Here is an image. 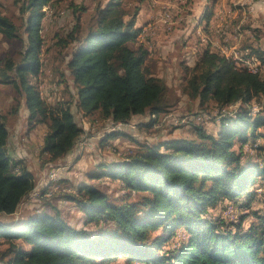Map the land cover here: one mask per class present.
<instances>
[{"label": "trees", "instance_id": "1", "mask_svg": "<svg viewBox=\"0 0 264 264\" xmlns=\"http://www.w3.org/2000/svg\"><path fill=\"white\" fill-rule=\"evenodd\" d=\"M11 1L22 25L0 11V35L21 40L24 47L17 60L0 62V86L15 91L8 106L0 108V218L13 216L18 203L35 188L33 173L20 160L13 161L8 147L9 119L23 108L28 112V131L37 125L45 127L38 157L50 163V172L56 171L54 179L48 173L49 182L37 196L49 204V190L51 197L74 200L97 229L72 226L51 204L52 213L41 211L13 225L0 221V263L101 264V260L125 259L127 264H264V212L249 211L256 220L248 228L242 226L247 214L231 221L208 217L218 207L221 212L229 207L235 213L240 207L248 209L253 192L261 188L257 184L264 183L261 72L238 67L233 58L208 43L200 45L194 64L183 67L182 92L199 108L215 104V131L203 127L205 113L197 112L189 115L196 121L194 138L173 136L143 143L123 130L106 132L100 145L126 137L135 148L120 161L99 164L87 178L110 179L122 192L121 198L115 201L84 182L70 194L69 187H53L60 181L67 183L56 180L58 171H67L65 158L83 134L72 109L83 117L111 123L113 128L128 125L137 116L149 117L148 126H154L172 107L169 88L146 63L150 51L138 41L140 6L106 0L96 3L85 20L88 9L83 4L70 2L68 9L56 13L62 17L70 11L72 26L57 35L48 51L49 61L54 62L52 79H56L55 86L67 89L70 82L74 92L44 94L37 83L45 72L42 21L44 7L54 1ZM210 16L207 13L205 18ZM164 27L165 33L171 29ZM196 43L201 42L197 39ZM245 49L259 52L253 46ZM259 54L264 60V54ZM254 102L261 109L252 115ZM229 107L233 109L225 111ZM59 164L62 167L56 169Z\"/></svg>", "mask_w": 264, "mask_h": 264}, {"label": "rangeland", "instance_id": "2", "mask_svg": "<svg viewBox=\"0 0 264 264\" xmlns=\"http://www.w3.org/2000/svg\"><path fill=\"white\" fill-rule=\"evenodd\" d=\"M54 3L51 7L45 6V18L42 21V34L44 37V44L42 48L41 58L43 60V67L45 68L44 75L37 79L39 88L44 94L46 92H59L57 95L60 96L61 92H74L70 82L68 89L64 86H55L56 79H52V70L53 64L49 61L50 53L49 49H52V46H55L56 38L58 34L68 31L72 26V21L70 17V11H67L64 16L58 17L56 13L60 9H66L69 3L76 5L83 4L87 7V13L83 14V20L87 18L95 7V4L105 3L106 0H53ZM126 4L129 7L140 6L141 13L148 12L147 17L144 16L141 20L143 26L154 23L156 24L160 17L162 16L164 10H167L168 7L172 12L174 17L175 10H178L179 7L183 8L186 14L180 16V18L174 17V20L170 21L169 34L164 33L163 38H168V42L164 43L162 41L161 52L154 57V60L150 61L149 66L154 72L164 78L168 86V98L172 103V107L166 114H162L157 119V123L154 126H148L150 122L149 117H134L133 120L124 126H111V123L102 122L98 119H93L90 117H83L80 113L76 111L75 108L72 109L75 114V119L79 126L83 129V134L78 140L74 151L65 158V164L67 167L66 170H70V173L64 172L65 169H60L58 171L59 179H64L67 183L60 181V185H54L53 188L57 187L67 188L70 190V194H75L76 187L81 183L94 184L101 191L107 193L111 199L118 200L122 196V192L119 190V187L110 181V179L102 178L100 180H91L87 178V174L98 170L97 166L99 164H109L111 162L120 161L123 154L132 151L135 148L133 141L126 137H118L114 140H110L107 143L100 145V139L103 138L106 132H112V130H123L133 139H137L143 143L145 142H157L158 140L167 139L169 137H186L194 138L196 135L193 132V126H196V121L191 120V116L195 115L197 112H204V120L201 122L203 127L208 132L215 131V115L218 113L217 108L214 103H209L204 108H199L196 101H190L188 97L182 92L183 86L185 84V78L183 77L185 72L182 65L184 63L192 64L195 60L192 58L191 54L195 51L193 50L194 44H196V38L190 39L191 42L188 43L189 38L185 37L184 30L187 26L194 23L197 18V5L190 3V0H175L174 4L167 3L169 6L161 10V4H164L165 0H125ZM208 4L211 10L219 8L218 19L225 18L227 8L233 10L232 16L228 19H225V25H229L230 22H238L239 28L241 25L246 27V30H242V35H244L243 41L239 47L235 48L234 55L232 58L235 60V63H245L246 56L238 54V52L243 51L245 47L254 46L258 48V51L264 54V0H203ZM142 7V8H141ZM190 8V9H189ZM194 8V9H193ZM68 9V8H67ZM193 9L194 11H191ZM0 11L9 16L17 25H22L20 16L18 15L17 8L13 6L11 0H0ZM145 12V13H146ZM199 12V11H198ZM89 13V14H88ZM195 17H191V16ZM193 18V20H192ZM217 18V17H216ZM222 20V19H221ZM224 23V22H222ZM65 35V34H64ZM139 38V35H138ZM167 40V39H166ZM184 46V47H183ZM186 46V48H185ZM24 47V44L21 40H7L0 35V62L2 63L6 59L14 58L18 59V52L21 51ZM185 48V49H183ZM52 54L55 51H50ZM222 54L227 55L225 50H222ZM236 53V54H235ZM197 54V52H196ZM195 55V53H194ZM194 57V56H193ZM242 58L243 60H240ZM262 64V74L264 78V64ZM238 66V64H236ZM186 76V75H185ZM15 91L8 85L0 86V108L6 107L10 103V99L14 97ZM11 96H10V95ZM55 97V96H54ZM8 102V103H7ZM264 103V100L262 101ZM22 107V106H21ZM236 107V106H235ZM233 107L225 109V111L232 110ZM23 110V108H21ZM202 114V113H201ZM207 114V115H206ZM12 119V120H11ZM8 123L9 130V152L14 160H20L22 164L34 174V191L24 200L18 203V209L13 216L10 217H1L0 221L6 223L7 225H13L19 220H26L29 216L38 214L41 211H46L52 213L50 204L55 205L54 208H59L61 215L64 219L70 223L72 226L77 228H86L87 230H96L93 223L87 222L85 212L81 210L78 206V203L67 200H59L56 196L51 197L49 190H46L47 198L49 199V204H45L44 200L37 196L38 193L42 190L45 184H47L46 175L51 170V165L49 162L43 163V159L38 157V144L40 143L45 127L42 125H37L31 133L32 140L28 139L20 141L25 144L23 145V150H17L19 147L18 134L21 128L22 131L26 129L24 123L23 113H19L17 117L11 118ZM143 125V126H141ZM21 138V137H20ZM86 144L82 146V144ZM238 146V145H237ZM249 145L244 146V150L248 149ZM80 159V160H79ZM78 161V162H77ZM62 167L59 164V167ZM55 169V170H56ZM50 178L54 179V175L50 174ZM256 191L253 192L251 199L250 207L245 209L240 207L230 211L231 208H226L224 211L218 208L212 209L210 211L209 218H226V220H235L236 217H240L243 214H247L243 220V228H248V226L254 222L255 217L248 214V212L255 211L258 215L260 212H264L262 208L264 207V183L257 184L256 187H259ZM47 186V185H45ZM54 192L58 193L59 190ZM134 196L132 199H134ZM44 198V197H43ZM78 198V197H76ZM72 199V198H71ZM262 204V205H261ZM239 206V205H238ZM220 210V211H219ZM263 214V213H262ZM238 217V218H239ZM183 233L178 237L182 238ZM19 242V241H17ZM24 246V244H23ZM5 247V246H4ZM11 254L10 252L7 253ZM102 262L101 264H127L125 259H113ZM104 262V263H103ZM2 264V263H0Z\"/></svg>", "mask_w": 264, "mask_h": 264}, {"label": "crops", "instance_id": "3", "mask_svg": "<svg viewBox=\"0 0 264 264\" xmlns=\"http://www.w3.org/2000/svg\"><path fill=\"white\" fill-rule=\"evenodd\" d=\"M202 1L203 0H190L189 1V4H188L189 6H190V3L192 4V6L193 5L198 6L197 9L195 10V11H197L198 14H196L197 18L194 21V23L187 26L186 30H184L185 37L189 38L188 43L191 42V40L193 38L194 39L196 38V40L198 39L201 42L199 44L196 43V44L192 45L193 46L192 48L195 51L194 52L195 55H194V53H192L191 56H192V58H194V60L196 59V52H197L198 47L200 45L202 46L204 43L210 44V46L213 49L218 50L220 52H222V50H231L232 48L239 47L240 39L242 38L241 39V42H242L243 38H244V35H242L241 29L246 30V27L243 26V23H242L241 29H240L239 26H237V25H239V23L237 21L236 22H230L226 28L220 27V26H222V24H221L222 22L225 23V19H228L232 16L233 10H229L227 8V10L225 12L226 13L225 18H221L222 19L221 20V19H218L219 8H215V10L213 11V10H211V8H209L207 3L202 2ZM164 2H165L164 4H161V10L163 8H166V6L170 5V4L168 5L167 3L174 4L175 0H165ZM193 9H191V11H194ZM145 12L141 13V9L139 10L138 16H137L136 26L141 28V32L139 34L138 41L144 43L150 51V58L146 61V63H149L151 60L153 61L154 57L161 52L162 47H160V46L162 45L161 44L162 41L164 43H167L168 38H163L166 30L164 29L165 28L164 25L161 24L159 21L156 24L151 23V24H148L145 26H143L141 24V20L143 19V17L144 16L147 17V15H148V12H146V13ZM186 13L187 12H185V10L183 8L179 7L178 10H175L174 16L177 19V17L180 18V16H183ZM207 13L211 14L209 20H207L205 18V15ZM191 17H195V16L193 15ZM192 20H193V18H192ZM167 34H169V32ZM185 48H186V46H185ZM185 48H183V49H185ZM194 62L192 64L184 63L182 65V67L192 66L194 64ZM185 75L186 74H184L183 77L186 79ZM22 113H23L24 120H26L28 112L23 109V110H21V114ZM10 119H9V121H10ZM24 123L26 125V121H24ZM19 132H20V134H18L19 147H17V150H23L22 147L25 144H23L21 142L22 140L20 141V139H23L26 141L28 139H31L32 138V136H31L32 131H28L27 128L24 131H22L20 128ZM41 143H42V139H41L40 143L38 144V147L41 145ZM73 151H74V149L69 153V155ZM66 173H70V170H67ZM47 177H48V175H46L47 184H48L49 180ZM47 184H45V185H47ZM45 185L41 191H43L45 189V187H46Z\"/></svg>", "mask_w": 264, "mask_h": 264}, {"label": "built area", "instance_id": "4", "mask_svg": "<svg viewBox=\"0 0 264 264\" xmlns=\"http://www.w3.org/2000/svg\"><path fill=\"white\" fill-rule=\"evenodd\" d=\"M172 7H168L167 10H164L162 16L160 17V19L158 20L161 24L169 26L170 25V21H172V12L169 10ZM223 28H226L227 25H225V23H221ZM234 50L235 48H232L231 50H225V52L227 53V55L232 58V55H234ZM236 54V53H235ZM238 54L244 55L246 56V63H236L238 64V67L240 68H245V64H252V68H257L258 70L260 69V63H264V60L261 59V56L259 54V52L256 53H250V51L248 49L243 50L242 52H238ZM261 108V106L259 105V103L254 102V104L252 105V107L250 108V111H253L254 114ZM50 174L54 175V178L56 177V171H52L50 172Z\"/></svg>", "mask_w": 264, "mask_h": 264}, {"label": "bare ground", "instance_id": "5", "mask_svg": "<svg viewBox=\"0 0 264 264\" xmlns=\"http://www.w3.org/2000/svg\"><path fill=\"white\" fill-rule=\"evenodd\" d=\"M240 60H243L242 58H240ZM246 63V62H245ZM262 64L260 63V69L258 70L257 68H252V64H245V68L244 69H246L247 71H249V72H251V73H260L261 71H262ZM254 104V103H253ZM252 104V105H253ZM252 107V106H251ZM261 109V108H260ZM260 109L256 112V113H258L259 111H260ZM250 113L252 114V115H255L254 114V112L253 111H250Z\"/></svg>", "mask_w": 264, "mask_h": 264}]
</instances>
